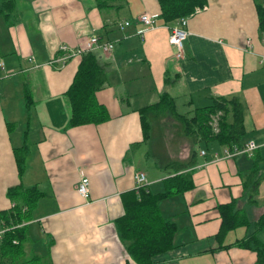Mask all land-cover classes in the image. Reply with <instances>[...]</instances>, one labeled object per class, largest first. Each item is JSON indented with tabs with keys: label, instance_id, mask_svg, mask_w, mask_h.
I'll use <instances>...</instances> for the list:
<instances>
[{
	"label": "crops",
	"instance_id": "crops-1",
	"mask_svg": "<svg viewBox=\"0 0 264 264\" xmlns=\"http://www.w3.org/2000/svg\"><path fill=\"white\" fill-rule=\"evenodd\" d=\"M259 2L264 6V0H209L206 7L184 17L189 37L179 61L163 20L157 28L137 34L141 14L160 13L157 0H121L120 9L108 10L99 9L96 0H16L17 20L9 24L0 17V213L14 208L11 188L41 193L31 219L24 223L27 255L48 264H135L117 227L125 214L123 197L135 190V173L145 172L146 188L157 193L174 173L170 164L193 162L187 170H192L194 187L159 204L164 218L176 224L177 234L175 248L155 261L257 264L256 252L235 244L252 235L264 242V230L258 232L256 226L264 214V180L255 204L249 202L244 186L253 157L227 158L228 147L216 142L194 145L169 109L148 115L145 138L141 110L169 94L178 114L181 102L187 111L181 115L192 116L195 109L217 99L237 97L245 110L244 142L262 145L255 155L262 158L264 171ZM126 21L132 26L120 30L118 24ZM93 29L102 42L115 44L110 54L94 53L107 70V82L96 98L110 119L74 127L67 92L86 55L77 52H84ZM247 40L252 48L247 49ZM164 116L166 136L155 141L150 119ZM153 140L159 141L157 151L154 146L149 150ZM18 149L26 153L22 174ZM152 153L158 161L149 164ZM80 169L90 180L89 199L77 192ZM232 202L246 213L250 225L230 232L224 249L217 239L222 227L219 207ZM8 229L0 216V242Z\"/></svg>",
	"mask_w": 264,
	"mask_h": 264
},
{
	"label": "trees",
	"instance_id": "trees-1",
	"mask_svg": "<svg viewBox=\"0 0 264 264\" xmlns=\"http://www.w3.org/2000/svg\"><path fill=\"white\" fill-rule=\"evenodd\" d=\"M121 0H96L101 10L120 9L117 4ZM209 0H157L160 19L164 23H172L178 19L195 13L197 8H204ZM16 0H0V17L7 23L13 24L17 20ZM259 27L264 32V6L257 5ZM106 68L99 64L94 53L84 55L73 84L67 92L71 106V125L74 127L106 122L109 113L105 106L96 98L97 92L103 89L107 82ZM169 109L183 125V133L191 139L194 145L218 143L230 150L243 149L247 135L245 127V110L237 97L231 99L220 98L213 104L197 108L192 116L178 114L174 99L169 94L162 95L160 101L141 110V120L145 138L149 136L150 124L148 115L160 113ZM215 117H219V132L212 127ZM19 172L25 168L26 153L24 149L16 150ZM195 155V154H194ZM262 158L259 154L252 160L250 173L244 177L245 190L249 192V202L255 204L254 196L264 180V171L260 168ZM195 163H172L168 168L174 173L164 180V191L154 193L150 189L128 192L123 197L125 214L117 221L120 238L127 247V251L135 264H158L155 258L175 248L177 226L167 220L161 213L160 202L170 197L182 194L194 187L191 181V168ZM187 171H186V170ZM188 175H187V174ZM9 196L16 202L9 212H1L0 216L8 225L0 242V264H48L38 256H29L25 251L28 233L24 223L31 219L36 203L41 197L37 189H23L14 187L9 190ZM26 209V210H25ZM222 216V227L217 235L220 248L226 236L238 229L248 228L250 220L245 212L238 209L237 203L232 202L219 207ZM258 232L264 230V214L258 219ZM17 242V243H14ZM235 244L257 254V264H264V242L256 235L238 240Z\"/></svg>",
	"mask_w": 264,
	"mask_h": 264
},
{
	"label": "built area",
	"instance_id": "built-area-1",
	"mask_svg": "<svg viewBox=\"0 0 264 264\" xmlns=\"http://www.w3.org/2000/svg\"><path fill=\"white\" fill-rule=\"evenodd\" d=\"M199 9H197L196 12L199 11ZM160 20L161 19H160L159 14H151L148 12L141 14L140 17L138 18L140 27L137 30V34L143 35L145 32L157 28ZM131 26H132V23L130 21H126V22L118 24V27L120 30H125ZM188 26L189 24H188L187 18H181L172 23H165L166 29H168L170 32L169 41L175 49L174 58L177 61L184 59L185 43L189 37ZM263 43H264V32H263ZM246 47L247 49L252 48L251 40L246 41ZM114 48H115L114 43L102 42V40L100 39L98 35L97 29H93L91 30V35L86 43L84 52L78 51L77 53L78 54H82V53L89 54V53H95L97 50H101L105 54H110L114 51ZM62 50L66 51L67 47H63ZM64 63L65 61H63V64ZM216 123L217 121L213 120L212 127L214 131L218 133L219 126L218 124L214 125ZM261 147L262 145L258 144L256 141H249L245 144L243 149L235 148L234 150H230V148H227L225 150V157L233 158L241 154L248 155L249 157H254L256 152ZM205 154H206L205 151H202V155L204 156ZM79 176H80V181L77 187V192L84 199H89L90 198V180L86 176L83 169L79 170ZM134 181H135V190L137 191L149 185L147 174L143 171H137L135 173ZM13 207H16V203H13ZM3 235H4V232L1 233V239ZM14 243H17V242H14Z\"/></svg>",
	"mask_w": 264,
	"mask_h": 264
},
{
	"label": "rangeland",
	"instance_id": "rangeland-1",
	"mask_svg": "<svg viewBox=\"0 0 264 264\" xmlns=\"http://www.w3.org/2000/svg\"><path fill=\"white\" fill-rule=\"evenodd\" d=\"M185 108L186 107L181 102L178 103L179 113H181V114L187 113V111H186ZM166 119H167L166 116L160 117L158 119H154V118H151L150 119V123L152 125V133H151V136L153 135V139L155 141L156 140H159L160 139V136L161 137H163L164 135L166 136V130H165L166 129V126H163V125H165L164 123H165V120ZM214 120L217 121V123L214 124V125H217L218 124V126H219V117H215ZM174 133L179 135V131H174ZM172 139H173L174 142H175V140H177V138H175V135H173ZM154 140H153V144L152 145H149L148 147H149V150H152V146H154L153 150L154 151H157L156 144L159 145V141L160 140L158 142H155ZM167 141L168 140H166V142ZM171 142H172V140H171ZM172 147H174V146L172 145ZM157 159L158 158L154 155V153H152L151 159H150V161L148 163L149 164H150V162L151 163H154V161H158Z\"/></svg>",
	"mask_w": 264,
	"mask_h": 264
}]
</instances>
